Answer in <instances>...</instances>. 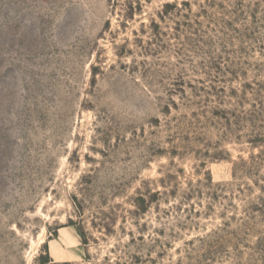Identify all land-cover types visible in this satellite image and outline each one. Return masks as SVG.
<instances>
[{
  "label": "rangeland",
  "instance_id": "1",
  "mask_svg": "<svg viewBox=\"0 0 264 264\" xmlns=\"http://www.w3.org/2000/svg\"><path fill=\"white\" fill-rule=\"evenodd\" d=\"M0 264H264V0H0Z\"/></svg>",
  "mask_w": 264,
  "mask_h": 264
},
{
  "label": "trees",
  "instance_id": "2",
  "mask_svg": "<svg viewBox=\"0 0 264 264\" xmlns=\"http://www.w3.org/2000/svg\"><path fill=\"white\" fill-rule=\"evenodd\" d=\"M142 199V198H141ZM143 200H144V198H143Z\"/></svg>",
  "mask_w": 264,
  "mask_h": 264
},
{
  "label": "crops",
  "instance_id": "3",
  "mask_svg": "<svg viewBox=\"0 0 264 264\" xmlns=\"http://www.w3.org/2000/svg\"><path fill=\"white\" fill-rule=\"evenodd\" d=\"M76 241H77V239H76Z\"/></svg>",
  "mask_w": 264,
  "mask_h": 264
}]
</instances>
